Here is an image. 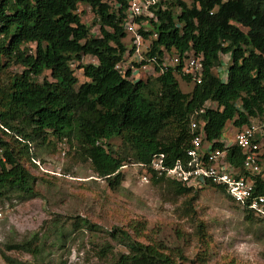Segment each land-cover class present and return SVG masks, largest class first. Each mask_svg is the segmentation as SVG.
Returning a JSON list of instances; mask_svg holds the SVG:
<instances>
[{"label": "trees", "instance_id": "1", "mask_svg": "<svg viewBox=\"0 0 264 264\" xmlns=\"http://www.w3.org/2000/svg\"><path fill=\"white\" fill-rule=\"evenodd\" d=\"M128 2L0 0V121L4 126L0 127V198L10 192L33 196V176L22 160L35 162L31 145L45 143L49 134L63 139L67 133L68 142L90 159L97 177L115 190L122 185L124 165L148 164L156 154H164L170 164L184 158L194 137L191 117L206 102L217 108L199 114L196 119L203 123L196 133L202 131L214 148L225 149L221 138L228 124L242 128L264 119V0H193L191 5L184 0H158L150 7L153 17L137 18L148 22L140 29L142 37L152 41L146 59H160L166 53L184 58L193 52L203 57L201 82L183 74L182 65L156 78L130 79V72L123 76L116 69L129 49L125 42ZM80 6L95 14L99 35L83 22ZM222 56L231 58L225 77ZM85 57L95 61L83 63ZM74 62L86 79L79 86ZM12 66L19 69L9 72ZM178 77L193 83L191 92L181 90ZM16 116L30 125L29 133L12 125ZM117 138L122 151L112 144ZM227 159L237 171L243 170L239 148H228ZM261 168L257 193L264 194V156ZM150 182L167 183L174 194L185 197L187 214H195L199 190L154 174ZM212 187L226 193L223 187ZM244 212L248 220L255 218L251 211ZM83 223L73 224V230L84 225L97 230L95 224ZM144 229L140 223L133 226L137 237H143ZM59 235L65 240L64 232ZM107 235L114 245L104 242L97 247L103 264H187L181 251L142 242L122 228H113ZM116 246L126 251H116ZM6 248L34 257L43 250L37 234ZM0 255L7 264H19L1 250Z\"/></svg>", "mask_w": 264, "mask_h": 264}, {"label": "rangeland", "instance_id": "2", "mask_svg": "<svg viewBox=\"0 0 264 264\" xmlns=\"http://www.w3.org/2000/svg\"><path fill=\"white\" fill-rule=\"evenodd\" d=\"M79 12L83 22L92 27L91 33L99 35L93 11L80 6ZM131 37L127 38L129 46H133ZM30 48L34 51L35 44ZM83 61L95 60L85 57ZM230 64L231 58L222 56L224 77ZM77 66L72 63L79 86L86 79ZM18 69L12 66L9 72ZM46 74L49 78V72ZM178 81L183 92L192 91L193 83L179 77ZM11 123L25 133L31 131L23 117L16 116ZM67 135L58 139L49 134L45 143L31 145L35 163L22 160L33 176V196L10 192L0 198V250L19 264H103L98 248L104 242L114 245L107 233L118 227L137 237L133 226L138 223L145 228L138 240L162 244L174 253L181 251L187 264H264V218L254 215L248 220L244 209L226 193L215 187L199 190L195 214L190 216L185 197L174 194L167 183L155 185L149 177L143 179V172L130 165L121 169V187L112 190L97 177L90 159L68 142ZM112 144L116 150H124L121 139H114ZM83 221L95 224L97 230L86 225L73 230V224L80 226ZM36 234L43 248L38 256L7 250V245L31 240ZM115 249L126 251L122 246ZM0 264H7L1 255Z\"/></svg>", "mask_w": 264, "mask_h": 264}, {"label": "built area", "instance_id": "3", "mask_svg": "<svg viewBox=\"0 0 264 264\" xmlns=\"http://www.w3.org/2000/svg\"><path fill=\"white\" fill-rule=\"evenodd\" d=\"M157 1L129 0L125 31L129 36L132 35L130 41L133 46H128L124 60L116 65V69L123 76L130 72V79H134L140 78L141 74L160 76L170 68L175 69L182 65L183 74H190L194 80L201 82L199 77L202 73L203 57L193 52L184 58L166 54L160 59L157 56L146 59L145 53L150 50L151 41L144 39L139 30L147 26L148 22L140 23L137 18L153 17L150 7L157 4ZM115 6L119 8L117 4ZM154 20H157L156 17ZM207 108L216 109L217 106L210 101L206 102L204 107L191 117L190 127L194 137L184 158L170 164L164 154H156L148 164L132 163L124 167L129 165L138 167L143 172L145 180L154 174L157 177L176 180L194 190H203L214 185L223 187L237 206L264 218V194L257 193L256 179L262 170L261 162L264 156V119L252 120L242 128L228 124L221 138L225 149L214 148V143L208 142L202 131L196 133L203 123L196 118ZM0 127L4 129L1 121ZM231 147L239 148L244 156L243 170L240 172L227 159V149Z\"/></svg>", "mask_w": 264, "mask_h": 264}, {"label": "clouds", "instance_id": "4", "mask_svg": "<svg viewBox=\"0 0 264 264\" xmlns=\"http://www.w3.org/2000/svg\"><path fill=\"white\" fill-rule=\"evenodd\" d=\"M177 13H180V10L177 11ZM125 32H126V31H125ZM126 33H127V32H126ZM139 33H140V30H139ZM128 37H129V34H127V38H128ZM127 38L125 39V42H126L127 46H129V45H128L129 43H127ZM152 38H156V37H153V36H152ZM148 40H150V39H148ZM150 41H151V40H150ZM151 42H152V41H151ZM166 54H168V53H166ZM170 55H171V54H170ZM173 55H175V54H173ZM185 75H186V74H185ZM150 77L156 78V77H159V76H155V77H154V76H150ZM7 132H8V131H7ZM34 163H35V162H34ZM124 166H125V165H124ZM124 166H123V167H124Z\"/></svg>", "mask_w": 264, "mask_h": 264}]
</instances>
